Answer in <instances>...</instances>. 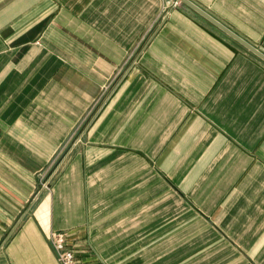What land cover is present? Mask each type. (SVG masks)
<instances>
[{
	"label": "crops",
	"instance_id": "1",
	"mask_svg": "<svg viewBox=\"0 0 264 264\" xmlns=\"http://www.w3.org/2000/svg\"><path fill=\"white\" fill-rule=\"evenodd\" d=\"M190 1L264 53V0ZM51 232L84 264H264V61L177 0H0V264H58Z\"/></svg>",
	"mask_w": 264,
	"mask_h": 264
},
{
	"label": "rangeland",
	"instance_id": "2",
	"mask_svg": "<svg viewBox=\"0 0 264 264\" xmlns=\"http://www.w3.org/2000/svg\"><path fill=\"white\" fill-rule=\"evenodd\" d=\"M88 123H85L81 125L80 127V131H84L86 129ZM79 132H77L76 134H74L72 136V138L66 143V145H64L60 151V153L55 157L52 166L50 165L49 168H47L46 170L42 171L39 174L38 177V187H37V192L36 194L40 191V190H47L49 191L51 189V184L54 183V181L56 180V178L62 173V170L64 168V165L67 163V161L70 158V149L72 146H74V144L76 143V138L78 136ZM84 138H81V141L79 142L78 145H82L84 144ZM72 151V150H71ZM45 184H49L48 188H44Z\"/></svg>",
	"mask_w": 264,
	"mask_h": 264
},
{
	"label": "built area",
	"instance_id": "3",
	"mask_svg": "<svg viewBox=\"0 0 264 264\" xmlns=\"http://www.w3.org/2000/svg\"><path fill=\"white\" fill-rule=\"evenodd\" d=\"M80 141L81 137L76 138V143L74 145L79 144ZM48 185L45 184L44 188H48ZM49 242L56 253L58 264H84L81 258L82 253L74 249L67 234L51 232L49 235ZM87 253L90 254L91 251Z\"/></svg>",
	"mask_w": 264,
	"mask_h": 264
},
{
	"label": "water",
	"instance_id": "4",
	"mask_svg": "<svg viewBox=\"0 0 264 264\" xmlns=\"http://www.w3.org/2000/svg\"><path fill=\"white\" fill-rule=\"evenodd\" d=\"M178 2L184 3L187 6H189L191 9L205 17L207 20L212 22L214 25H216L218 28H220L222 31L227 33L230 37L235 39L237 42H239L241 45H243L245 48H247L249 51H251L253 54H255L257 57L262 59L264 61V53L258 50L256 47L248 43L246 40L235 34L233 31L219 23L216 19H214L212 16H210L207 12H205L203 9L198 7L196 4H194L190 0H177Z\"/></svg>",
	"mask_w": 264,
	"mask_h": 264
}]
</instances>
